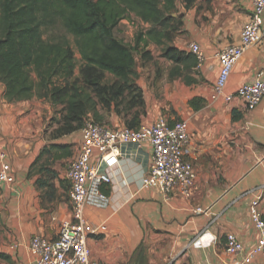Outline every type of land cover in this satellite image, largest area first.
Instances as JSON below:
<instances>
[{
  "label": "crops",
  "instance_id": "crops-1",
  "mask_svg": "<svg viewBox=\"0 0 264 264\" xmlns=\"http://www.w3.org/2000/svg\"><path fill=\"white\" fill-rule=\"evenodd\" d=\"M251 13L249 0H194L188 7L182 2L183 29L173 33L167 43L190 52L189 43L198 42L206 56L201 68L185 70L183 63L162 55L163 44L151 41L144 47L141 42V49L152 51L150 58L135 56L133 83L141 97L133 103L132 96L125 92L109 100L107 112L87 110L86 116L97 114L111 128L161 118L171 123L186 121L190 135L186 159L193 163L197 174L190 197L178 189L164 195L143 186L152 162V148L136 142L121 144L119 163L108 170L101 168L111 178L110 183L101 186L107 201L85 208L89 225H107L106 230L88 239L93 260L101 264H236L242 255L226 251L227 234L237 235L244 253L257 244L259 233L249 209L252 200L260 196L264 216V98L253 109L236 95L230 102L223 97L210 98L220 68L217 53L239 41ZM154 48L160 49L159 54L153 53ZM258 78L264 79V25L261 39L235 64L225 93L236 94L242 84ZM116 81V76L107 73L108 85ZM3 92L1 83L0 130L8 141L9 123L19 109L4 98ZM193 99H197L199 108L191 106ZM59 105L46 99L47 123ZM3 137L0 143L5 149ZM81 140L80 128L63 136V147L69 145L72 149L69 157L77 155ZM14 188L17 194L8 198L0 212L1 229L5 227L4 235L9 240L8 248L0 244V252L9 255L11 264H37L28 248L30 239L34 235L56 238L61 222L71 216L68 188L56 184L57 197L51 200L48 212L42 209L43 200L34 180L23 177ZM64 195L67 201L61 202L58 197L63 199ZM203 236L214 241L207 244ZM246 264H264V260L257 257Z\"/></svg>",
  "mask_w": 264,
  "mask_h": 264
},
{
  "label": "trees",
  "instance_id": "trees-1",
  "mask_svg": "<svg viewBox=\"0 0 264 264\" xmlns=\"http://www.w3.org/2000/svg\"><path fill=\"white\" fill-rule=\"evenodd\" d=\"M182 2L188 7L194 0ZM174 13H178L177 0H0V82L5 87L4 98L8 102L28 100L38 91L53 105H65L66 122L83 121V126L87 110L95 111L100 103L107 107L109 96L118 99L131 87L136 75L135 56L143 50L141 42L144 47L151 41L163 44L164 57L183 63L185 70L196 69L191 51L167 43L184 24L183 17ZM130 15L150 25L137 31L133 45L117 36L120 22ZM57 21L74 36L81 55L78 78H74L75 50L69 39L44 37L43 28ZM107 73L118 81L108 85ZM135 89L133 103L141 97L138 87ZM196 101H190L195 109L199 108ZM0 258L9 259V255L0 252Z\"/></svg>",
  "mask_w": 264,
  "mask_h": 264
},
{
  "label": "built area",
  "instance_id": "built-area-1",
  "mask_svg": "<svg viewBox=\"0 0 264 264\" xmlns=\"http://www.w3.org/2000/svg\"><path fill=\"white\" fill-rule=\"evenodd\" d=\"M249 1L252 13L240 31L239 41L225 46L217 53L220 68L210 98L217 100L223 97L230 102L236 95L248 108L253 109L264 98L263 78L242 84L236 94L225 93L235 64L262 37L264 0ZM188 48L195 55L196 70H199L206 59L205 53L198 42H190ZM81 136L79 151L70 162L66 174L68 198L71 202L70 219L61 222L56 238L34 235L30 239L28 248L37 264H101L91 258L88 239L97 231L106 230L107 225H89L85 220V208L87 205L101 206L107 201L101 186L110 183L111 178L101 168L105 166L108 170L119 163L120 146L123 143H143L152 148V162L143 178L144 187L154 188L164 195H168L173 189H178L186 197L192 195L197 174L193 163L186 159L190 143L186 121L171 123L168 119L161 118L152 123L142 122L134 127L111 128L89 116L81 127ZM1 137L0 130V139ZM15 183L14 167L9 154L0 143V184ZM260 202L259 196L252 200L249 209L251 220L259 233L257 244L253 248L244 253V245L237 235H226V251L232 255H242V259L236 264L250 263L257 257L264 260V216ZM213 241V238H207V244Z\"/></svg>",
  "mask_w": 264,
  "mask_h": 264
},
{
  "label": "rangeland",
  "instance_id": "rangeland-1",
  "mask_svg": "<svg viewBox=\"0 0 264 264\" xmlns=\"http://www.w3.org/2000/svg\"><path fill=\"white\" fill-rule=\"evenodd\" d=\"M177 3L178 13H174L173 16L178 14L180 16V10H182L181 0H177ZM183 25L178 31H182ZM142 28H144V26L140 23L139 19L134 15H130L120 22L117 36L132 45L136 32ZM43 32L46 39L52 40L60 39L62 37L69 39L75 50L76 72L74 78H78L80 76V68L83 61L75 45L74 36L66 32L60 21H57L52 26L44 27ZM180 34L183 35L182 32H180ZM159 50V48H154L153 53L159 54ZM151 53L152 51L142 50L141 53L137 52L136 56L151 57ZM139 63L141 64V62ZM33 78L36 81L38 80L37 75L34 72ZM133 81L131 82V87L128 88L126 93L129 97L136 95L134 89L137 85L134 84ZM109 98L111 100L112 96H109ZM46 99V97L41 96L40 93L36 91L33 97L28 100L10 102L14 103L16 109H19V112L15 114V119L9 123L11 134L8 138L10 140L7 141L3 135L2 137L4 138L3 143L9 154L10 161L15 168V176L17 178L15 186L17 185V181H20L23 177L34 180V183L40 192V198L43 200L42 209L45 210V212H48V209L51 208L49 207L51 200L57 197L55 191L56 184H60L63 188H68L69 186L66 175L64 174L68 170L70 162L73 159L69 157L72 155V149L69 145L63 147V136L74 131L75 129H72L74 127H78L77 129L81 128L83 121L81 123L76 121L66 122V107L63 104H57L59 106L55 107V110H52L49 118L50 122L47 123ZM96 110H106L107 112V107H104L103 104L100 103L96 106ZM100 116L102 117L103 113ZM88 117L89 116H86L85 114L83 119ZM90 117L107 125V123L100 120L99 117L95 118L94 115H90ZM15 186L0 185V212L3 211L4 206H6V202L9 200L8 198L17 194L15 191L16 189L14 188ZM58 199L61 200V202L67 201L66 195H64L63 199H60L59 197ZM46 200H48V202H46ZM1 218L0 213V219ZM2 223L3 221L0 220V244L1 246H7L8 248L9 240L6 235H4L5 227L3 230L1 229ZM0 264H11V262L10 259L0 258Z\"/></svg>",
  "mask_w": 264,
  "mask_h": 264
}]
</instances>
